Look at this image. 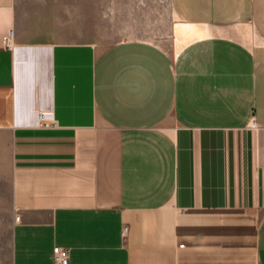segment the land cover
<instances>
[{
	"label": "crops",
	"instance_id": "1",
	"mask_svg": "<svg viewBox=\"0 0 264 264\" xmlns=\"http://www.w3.org/2000/svg\"><path fill=\"white\" fill-rule=\"evenodd\" d=\"M79 2L0 0L10 264H264V0H170L171 49Z\"/></svg>",
	"mask_w": 264,
	"mask_h": 264
},
{
	"label": "rangeland",
	"instance_id": "2",
	"mask_svg": "<svg viewBox=\"0 0 264 264\" xmlns=\"http://www.w3.org/2000/svg\"><path fill=\"white\" fill-rule=\"evenodd\" d=\"M67 5L72 12H58V19L77 15L83 7L88 26L82 29L58 28L60 38L99 39L114 43L121 39H139L171 49L174 21L170 0H78ZM1 193V189H0ZM7 197L0 194V264H10V212Z\"/></svg>",
	"mask_w": 264,
	"mask_h": 264
},
{
	"label": "built area",
	"instance_id": "3",
	"mask_svg": "<svg viewBox=\"0 0 264 264\" xmlns=\"http://www.w3.org/2000/svg\"><path fill=\"white\" fill-rule=\"evenodd\" d=\"M12 36H13V31L10 30L8 34V38L6 40V45L11 47L12 46ZM43 115H40V119H43ZM16 219L19 218L17 215L15 217ZM128 227L124 226L122 229V234L124 235L127 231ZM53 257H54V264H71L70 259H69V251L68 249L61 247L59 245H56L53 247Z\"/></svg>",
	"mask_w": 264,
	"mask_h": 264
}]
</instances>
